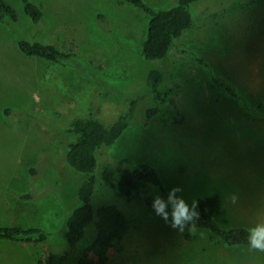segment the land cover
<instances>
[{"label":"rangeland","instance_id":"obj_1","mask_svg":"<svg viewBox=\"0 0 264 264\" xmlns=\"http://www.w3.org/2000/svg\"><path fill=\"white\" fill-rule=\"evenodd\" d=\"M19 26L0 22V226L41 228L49 241H0V264H38L64 244L65 220L78 204L79 172L65 163L66 132L73 119L94 117L109 127H127L112 146L97 153L93 205H115L128 220L120 252L104 264H264V253L227 247L205 230L172 229L145 201L159 194L134 180L131 167L154 168L167 190L179 186L184 199L222 228L264 222V0H199L190 6L193 27L177 39L165 62L143 59L149 14L118 0H31L43 20L31 23L20 0H5ZM156 10L177 0H143ZM104 19H101V18ZM73 50L101 67L104 90L70 66L25 57L19 36ZM202 59L206 65L197 60ZM167 68L171 92L157 117L146 77ZM216 73L240 98L212 82ZM15 193V195H14ZM238 195L236 204L230 202ZM16 194H29L30 201ZM87 237H93L90 228ZM13 241V240H10ZM82 244L64 264L81 259Z\"/></svg>","mask_w":264,"mask_h":264},{"label":"trees","instance_id":"obj_2","mask_svg":"<svg viewBox=\"0 0 264 264\" xmlns=\"http://www.w3.org/2000/svg\"><path fill=\"white\" fill-rule=\"evenodd\" d=\"M127 2L149 14L146 35L142 42L143 59L164 63L169 56L175 41L193 25V14L190 6L199 0H177L176 4L168 9L156 10L146 5L143 0H118ZM256 1V0H255ZM27 19L33 24L43 20L40 6L31 0H20ZM101 18V17H100ZM104 19V18H101ZM0 22L11 26H19L20 20L16 10L5 0H0ZM17 49L25 57H37L52 64L70 66L79 74L90 79L94 84L104 90V81L99 73L101 67H94L88 60L80 57L73 50H62L52 44L36 39L17 37ZM201 65H206L202 59L197 60ZM99 72V73H98ZM167 68L150 69L146 77L147 94L152 98V105L146 109L147 122L154 119L161 112V108L171 92V87L164 84ZM212 82L222 91L233 98H240L239 93L229 82H225L216 73H211ZM128 120L120 118L109 127L104 126L100 119L76 118L73 119L66 132L76 135V139L68 143L65 153V163L68 167L79 172L81 184L78 187V204L71 210L65 220L64 244L69 245L63 251L50 250L45 256L37 260L38 264H64L70 249L82 244L80 248L81 259L91 258L97 264L108 261L112 251L120 252V245L126 235L129 224L124 213L115 205H93V194L98 184L96 180L97 153L102 147H109L127 127ZM131 176L134 180L147 182L153 185L161 195L166 196L167 190L159 177L158 172L150 165L140 163L130 166ZM15 195V193H14ZM22 201L32 200L29 194L18 195ZM145 201L152 204L150 197ZM93 230V237L88 238L87 232ZM197 229H202L211 234L227 247H248L247 235L250 228L246 226H232L222 228L212 217L200 213ZM13 240L23 243H41L51 239V233L41 228L23 229L19 226H0V240Z\"/></svg>","mask_w":264,"mask_h":264},{"label":"clouds","instance_id":"obj_3","mask_svg":"<svg viewBox=\"0 0 264 264\" xmlns=\"http://www.w3.org/2000/svg\"><path fill=\"white\" fill-rule=\"evenodd\" d=\"M182 193L183 189L176 186L170 188L166 196L155 195L152 198V211L172 229L180 233L187 229L189 233L195 234L198 230L197 221L200 219L198 203L193 200L189 205ZM229 199L232 204H236L238 195L234 193ZM247 243L249 250L264 253V222L257 223L248 230Z\"/></svg>","mask_w":264,"mask_h":264},{"label":"crops","instance_id":"obj_4","mask_svg":"<svg viewBox=\"0 0 264 264\" xmlns=\"http://www.w3.org/2000/svg\"><path fill=\"white\" fill-rule=\"evenodd\" d=\"M5 241H7V243H9V247H8V251L10 250L11 247L13 248H22V246L18 243V242H14V241H10V240H6V239H3ZM1 241V240H0ZM9 264V262H8Z\"/></svg>","mask_w":264,"mask_h":264}]
</instances>
